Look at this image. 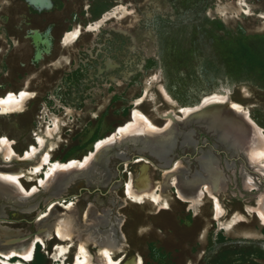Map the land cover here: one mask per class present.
<instances>
[{
    "label": "rangeland",
    "instance_id": "rangeland-1",
    "mask_svg": "<svg viewBox=\"0 0 264 264\" xmlns=\"http://www.w3.org/2000/svg\"><path fill=\"white\" fill-rule=\"evenodd\" d=\"M118 5L123 8L115 9ZM106 10L112 16L99 29L86 31ZM261 15L264 0H0V96L21 90L33 94L24 111L0 115V138L9 139L23 156L31 146L39 147L40 134L53 160H83L96 151L97 140L133 120L135 107L163 127L178 108L197 105L210 94L241 104L264 132ZM77 26L82 28L79 39L63 42V33ZM220 106L227 112V106ZM217 121L211 123L222 139L203 121H175L171 161H180L191 176L201 170L198 157L212 154L222 169L216 179L226 180L216 198L206 194L196 208L175 188L163 195L170 206L165 210L126 200L127 182L144 170L153 183L163 180L161 161L134 136L108 148L107 173L98 183L82 175L64 198L53 202L62 212L72 203L81 227L88 215H105L108 221L99 231L122 232L127 238L124 252L115 256L124 263L141 258L143 264H264V221L248 210L264 191V167L258 165L264 158L257 159L252 148L264 147L250 128L242 132L247 144L238 140L232 125L228 131ZM140 155L149 163H135ZM37 159L23 164L30 168ZM242 170L257 183L253 189L244 188ZM106 175L108 183H101ZM28 176L32 180L21 181L30 190L38 186L39 174ZM50 190L22 204L0 199L7 213L3 224L39 232L36 221L48 212L51 203L44 205L43 198ZM36 199L38 210L21 211ZM216 202L223 208L220 215ZM84 241L76 237L68 263L63 261L73 263ZM56 242L38 245L31 264H55L50 256ZM91 251L96 255L98 250Z\"/></svg>",
    "mask_w": 264,
    "mask_h": 264
},
{
    "label": "bare ground",
    "instance_id": "bare-ground-1",
    "mask_svg": "<svg viewBox=\"0 0 264 264\" xmlns=\"http://www.w3.org/2000/svg\"><path fill=\"white\" fill-rule=\"evenodd\" d=\"M119 8H123V6L118 5L115 9ZM111 16L110 11H104L103 15L94 23L89 24L85 30L94 31L99 29ZM261 16L264 17V15ZM81 29V26H77L72 31H65L62 36L63 42H67L70 38H74L77 41L82 34ZM32 98L33 94L26 90H21L19 94L8 92L6 95L0 96V115L24 111L26 102L30 101ZM222 103L224 106H227V112L220 106ZM177 112L179 114L173 112L166 124L160 127L144 112L135 107L133 110V120L118 126L116 131L110 136L97 140L95 142L96 151L85 156L83 160L77 158H72L66 162L53 160L51 151L49 149H43L44 138L40 134L37 135L39 147H34V145L31 146V149L26 151L23 156L15 153V150L11 146L12 142L9 139L1 137L0 199H7L14 201L16 204H22L24 198L31 196L39 197L42 193L46 192L47 189H51L48 196L43 198L44 205L47 206L50 203L51 205L48 212L43 215L41 214L42 216L36 221L39 232L33 234L32 232H28L24 227L4 225L3 223H5V221L2 219L7 217V213L3 211V204L0 203V264H31L35 259L38 245L46 248L47 243L53 239H57V242L55 245L56 252L50 256L51 259L55 264H67V255L70 253L74 245L72 242L74 239L76 240V237L77 240H85L84 242L86 244L83 242L80 244L73 257V263L71 264H143L141 258L138 260L132 258V260L127 263H124L123 257L120 259L117 257L115 258L117 252H124L128 241L122 232L119 235L114 231L111 233H101L99 231V228L105 226L108 221L105 215L94 214L91 217L88 215L85 217L86 222L81 227L79 221L80 214L72 203L67 205V211L62 212L57 209L58 203L53 202L58 198H64L71 184L82 175H87L88 182L98 183V177L107 173L106 163L108 161V155L106 151L114 144H120L128 137L134 136L140 143H143L145 148L161 161L164 169L162 170L163 180L157 181L158 184L152 182L147 170H144L141 175L135 180H132V182H127L124 191L125 198L137 204L148 202L151 205L159 206V210H165L170 207L167 199L163 198V195L165 196L172 188L176 189L178 197L190 203L191 208H196L198 204L202 203L206 194L216 198L215 195L217 190L225 189L226 185V180L224 178L216 179V175L221 174L222 169L217 159H213L211 156L212 154L207 155L203 152V155L198 157L201 170L194 171L191 176L187 175V168L184 167L180 161H177L175 164V161H171L169 151L175 137L174 129L177 124L175 123L176 120L178 123L189 122L193 119L200 120L201 122L203 121L208 129L213 130L218 135L219 139H222L223 136L220 134V130L215 124L211 123L212 121L219 120L217 122L222 126L228 127V131L229 126L232 125L235 132L240 133L238 140L247 144L249 139L243 138V133L244 128L245 130L250 128L251 134L257 136L258 143L264 147L263 129L253 121L245 107L232 101L227 95L210 94L204 96L197 105L180 107ZM229 112L231 113L229 114ZM136 128L139 132L132 131ZM254 142H256V140H254L253 143ZM137 150L141 152L142 148L139 146ZM250 150L251 149L248 147V151ZM252 150H255L254 153L257 159L260 157L264 158V151L255 148H252ZM115 155L122 156L119 152H116ZM30 158L38 159L33 166L29 168L24 165L23 162ZM125 160L127 161L128 159ZM139 162H144L145 164L149 163L142 155L136 158L135 163ZM257 162L259 163V161ZM15 163L21 165L16 166ZM145 164L142 168H148ZM258 165L264 167V163ZM243 172L244 170H242V183L244 188L246 190L253 189L254 185L257 183L250 178V175L248 176ZM258 172H260V170ZM33 173L39 174L38 186H40V188L35 185L30 190H27L21 178L27 177V181H30L32 178L28 175ZM42 174H44L45 178L40 177ZM107 175L109 176V174ZM107 175L105 178L102 177L104 181L101 183H108L109 177H107ZM157 191H159V193H157ZM259 197L256 203L257 205L255 207L249 206L248 210L251 212L257 211L264 221V191L261 192ZM38 202V199H36L33 203L23 205L26 207H23L21 211L23 213H33L41 207ZM165 205L167 206L165 207ZM216 206L218 208V215H220L223 208L217 202ZM237 216L238 214L236 213L232 223H236L234 218ZM120 221L121 220H119V226L122 225ZM92 248L98 250L96 255L91 254ZM64 258L67 263L65 260L63 261Z\"/></svg>",
    "mask_w": 264,
    "mask_h": 264
},
{
    "label": "snow or ice",
    "instance_id": "snow-or-ice-1",
    "mask_svg": "<svg viewBox=\"0 0 264 264\" xmlns=\"http://www.w3.org/2000/svg\"><path fill=\"white\" fill-rule=\"evenodd\" d=\"M155 79V78H154ZM235 107V106H234ZM167 205H165V207H166Z\"/></svg>",
    "mask_w": 264,
    "mask_h": 264
}]
</instances>
